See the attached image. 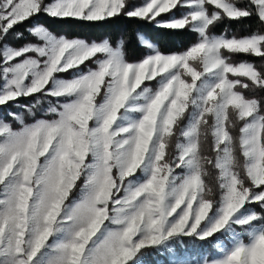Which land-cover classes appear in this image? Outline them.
Returning a JSON list of instances; mask_svg holds the SVG:
<instances>
[{"label": "snow or ice", "instance_id": "1", "mask_svg": "<svg viewBox=\"0 0 264 264\" xmlns=\"http://www.w3.org/2000/svg\"><path fill=\"white\" fill-rule=\"evenodd\" d=\"M241 54L264 58V0H0V264H264V69Z\"/></svg>", "mask_w": 264, "mask_h": 264}, {"label": "trees", "instance_id": "2", "mask_svg": "<svg viewBox=\"0 0 264 264\" xmlns=\"http://www.w3.org/2000/svg\"><path fill=\"white\" fill-rule=\"evenodd\" d=\"M140 2V0H138ZM38 20L45 23L54 33L64 34L68 37H81L87 40H101L104 38L109 39L115 43L118 39L123 38L125 41H131L135 39V32L137 28L142 30H149L150 26L139 19H129L124 16L117 18H109L101 22H85L75 18H49L44 14L37 17ZM29 20L28 23H32ZM225 27L229 28V35L243 36L249 34L255 28L254 19H245L242 22H232L227 19L217 26L215 32L219 33L224 30ZM23 28V26H21ZM186 35V34H185ZM195 39V37H192ZM190 43L189 40H183L179 44L169 43L162 45L165 51L179 50V48L185 47ZM143 49H137L135 55L131 52L128 55L129 60H139L143 54ZM233 61L247 60L254 63L257 70L264 69V58L246 56V55H235L232 57ZM20 103H31V98L21 99ZM183 246L188 248H199L207 251L210 247V242H201L199 240H191L184 238L182 241ZM177 251H181V245L177 244ZM152 255L146 257V264H155V261H164L165 256L163 254H156L154 249L145 250Z\"/></svg>", "mask_w": 264, "mask_h": 264}]
</instances>
